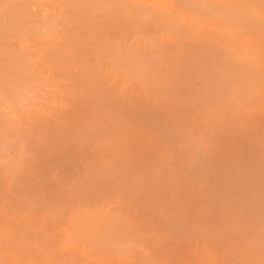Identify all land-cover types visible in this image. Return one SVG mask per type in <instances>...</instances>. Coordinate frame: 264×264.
Masks as SVG:
<instances>
[{"label":"rangeland","instance_id":"obj_1","mask_svg":"<svg viewBox=\"0 0 264 264\" xmlns=\"http://www.w3.org/2000/svg\"><path fill=\"white\" fill-rule=\"evenodd\" d=\"M77 1L0 0V264H264V0Z\"/></svg>","mask_w":264,"mask_h":264},{"label":"bare ground","instance_id":"obj_2","mask_svg":"<svg viewBox=\"0 0 264 264\" xmlns=\"http://www.w3.org/2000/svg\"><path fill=\"white\" fill-rule=\"evenodd\" d=\"M81 1H83V2L86 1L87 2V0H85V1L84 0H79V2H81ZM89 1H90V3H87V4H92V3L94 5L96 4V7L98 9H99V7H101L102 10L104 8V10L106 12L105 11L102 12V10H101L102 13H104V12L107 13V10H111L113 13L117 12V10H119L120 12H122L124 10L122 12V14L124 13V14H126L128 16L127 17L128 18V21L126 20V22H128V23H129V20H131V19L133 20V18H136L137 19V17L141 21L147 20L146 22H148V23L144 27L142 26V28H144V29H142V31L145 30V29H147L149 31V28H153V30H154V28H156V27H157L156 29H158V26H161V24L165 23L166 20H167L166 21V24H168L167 23L168 20L171 22L170 18L175 19L176 17H179L181 15H184L185 12L187 11V9H188V12L186 14L188 15L190 13L189 15H191V17H193L192 15H194L196 13L194 16H198V14H199L198 17H200V15H201V16H204L206 19L213 18L211 16L212 15L214 16V13H216V12H212L211 11L212 9H209V8H212V3L215 4V6L218 5V3H215L214 0H89ZM210 3H211V5H210ZM198 5L200 7H198ZM195 7L197 9L200 8V10H201V8L203 9V7L204 8L206 7V12L207 13H210V11H211L213 14L211 15V13L210 14H207L206 13L205 15L208 16V18H207V16H205L203 14H200L201 12H199V13H198V11L195 12V10H197V9H195ZM207 7H209L208 9L210 11H207ZM92 8H94V6ZM191 8H193L194 13H191V12H193V11H191ZM100 9H99V12H100ZM113 10H116V11H113ZM111 11H110V13H111ZM189 15L188 16L184 15L186 17L185 19L190 20V22H192L193 20L196 21V18L195 17H193V19L190 17V19H189ZM141 16H142V19H144V20L141 19ZM215 16H217V14ZM129 17H130V19H129ZM143 17H145V18L148 17V19L150 18V20L148 21L147 18L145 19ZM198 17H197V20H198ZM203 19L204 18L202 17L201 20H203ZM132 20H131V22H133V21L135 22V19L133 21ZM199 21H200V18H199ZM128 23H127V25H128ZM199 23L198 22H195V26L197 24H199ZM189 24L190 23H188V25ZM190 25H192V24H190ZM131 26L133 27V24H131ZM134 26H136V25H134ZM128 27H129V25H128ZM132 27H130V28H132ZM130 28H129V30H130ZM133 29H135V28H133ZM138 29H139V27H138ZM139 31H141V28L139 29ZM125 32L128 33V31H126V30H125ZM135 32L137 33V31L135 30L134 32H132V34H134ZM140 37H142V36H140ZM125 38L126 37H124V39ZM146 40L148 42V39L147 38H146ZM149 40L151 41L150 38H149ZM134 41H135V38H134ZM139 43H140V40H139ZM132 44H133V42H132Z\"/></svg>","mask_w":264,"mask_h":264}]
</instances>
